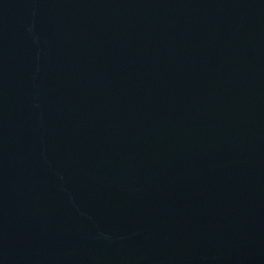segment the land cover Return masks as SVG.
I'll return each mask as SVG.
<instances>
[{
    "label": "water",
    "instance_id": "1",
    "mask_svg": "<svg viewBox=\"0 0 264 264\" xmlns=\"http://www.w3.org/2000/svg\"><path fill=\"white\" fill-rule=\"evenodd\" d=\"M0 264H264V0H0Z\"/></svg>",
    "mask_w": 264,
    "mask_h": 264
}]
</instances>
